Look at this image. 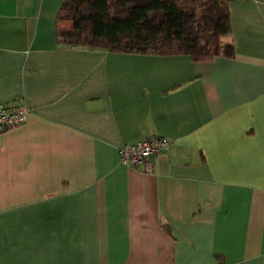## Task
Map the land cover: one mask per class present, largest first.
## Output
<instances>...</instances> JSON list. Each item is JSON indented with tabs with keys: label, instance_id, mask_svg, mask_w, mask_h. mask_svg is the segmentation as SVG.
I'll return each mask as SVG.
<instances>
[{
	"label": "crops",
	"instance_id": "obj_1",
	"mask_svg": "<svg viewBox=\"0 0 264 264\" xmlns=\"http://www.w3.org/2000/svg\"><path fill=\"white\" fill-rule=\"evenodd\" d=\"M64 1L0 0V264H264V0L211 62L59 45Z\"/></svg>",
	"mask_w": 264,
	"mask_h": 264
},
{
	"label": "trees",
	"instance_id": "obj_2",
	"mask_svg": "<svg viewBox=\"0 0 264 264\" xmlns=\"http://www.w3.org/2000/svg\"><path fill=\"white\" fill-rule=\"evenodd\" d=\"M251 0H65L57 42L114 53L175 56L194 62L234 58L231 4Z\"/></svg>",
	"mask_w": 264,
	"mask_h": 264
},
{
	"label": "built area",
	"instance_id": "obj_3",
	"mask_svg": "<svg viewBox=\"0 0 264 264\" xmlns=\"http://www.w3.org/2000/svg\"><path fill=\"white\" fill-rule=\"evenodd\" d=\"M28 115V108L19 103L0 106V134L26 123ZM169 147L170 143L166 138L137 139L120 148V161L124 166L138 167L153 157L167 152ZM151 169H155L154 163H151Z\"/></svg>",
	"mask_w": 264,
	"mask_h": 264
}]
</instances>
